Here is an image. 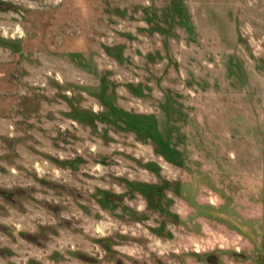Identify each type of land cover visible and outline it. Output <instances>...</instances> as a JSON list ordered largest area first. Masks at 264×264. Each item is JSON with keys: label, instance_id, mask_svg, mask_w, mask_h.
I'll return each mask as SVG.
<instances>
[{"label": "rangeland", "instance_id": "1", "mask_svg": "<svg viewBox=\"0 0 264 264\" xmlns=\"http://www.w3.org/2000/svg\"><path fill=\"white\" fill-rule=\"evenodd\" d=\"M0 264H264V0H0Z\"/></svg>", "mask_w": 264, "mask_h": 264}]
</instances>
